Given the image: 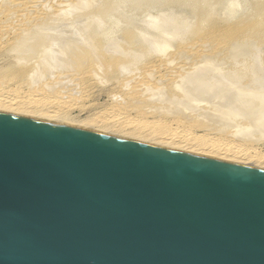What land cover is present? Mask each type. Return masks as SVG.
Segmentation results:
<instances>
[{
    "label": "rangeland",
    "instance_id": "374dc122",
    "mask_svg": "<svg viewBox=\"0 0 264 264\" xmlns=\"http://www.w3.org/2000/svg\"><path fill=\"white\" fill-rule=\"evenodd\" d=\"M0 48V107L16 110L17 98L28 97L40 107L35 100L57 96L63 103L42 108L60 109L68 122L0 108L1 115L83 131L69 124L126 109L131 94L144 96L155 108L129 104L127 116L113 118L122 130L142 118L138 134L146 137L168 131L169 143L184 137L181 147L199 149L209 145L199 142L203 136L212 137L222 150L211 152L264 163V0H0ZM78 58L86 62L81 69ZM200 154L186 155L223 163Z\"/></svg>",
    "mask_w": 264,
    "mask_h": 264
},
{
    "label": "water",
    "instance_id": "95a60500",
    "mask_svg": "<svg viewBox=\"0 0 264 264\" xmlns=\"http://www.w3.org/2000/svg\"><path fill=\"white\" fill-rule=\"evenodd\" d=\"M0 264H264V172L0 114Z\"/></svg>",
    "mask_w": 264,
    "mask_h": 264
},
{
    "label": "bare ground",
    "instance_id": "6f19581e",
    "mask_svg": "<svg viewBox=\"0 0 264 264\" xmlns=\"http://www.w3.org/2000/svg\"><path fill=\"white\" fill-rule=\"evenodd\" d=\"M14 5V4H13ZM17 6V5H16ZM15 6V7H16ZM20 6V5H19ZM24 7H26V5L24 6ZM17 9H18V7H17ZM6 21V20H5ZM4 21V22H5ZM6 23H7V21H6ZM5 23V24H6ZM231 43V42H230ZM229 43V44H230ZM4 47V46H3ZM1 49V48H0ZM103 50V49H102ZM102 52V51H101ZM188 53H190L191 54V52H188ZM99 54V53H98ZM192 55V54H191ZM90 56V55H89ZM95 56V55H94ZM94 56H93V58H94ZM77 57V56H76ZM86 59V58H85ZM84 59V60H85ZM87 59H88V57H87ZM92 59V58H91ZM95 59V58H94ZM93 60V59H92ZM86 61H88V64L91 66H94L95 67V65H93V63H89V59L88 60H86ZM96 61V60H95ZM77 62H78V64L77 65H75L76 63H74V65L75 66H78L79 64H84V63H86V62H82V60H80L79 61V58L77 59ZM80 62H82V63H80ZM97 62V61H96ZM98 62H101V61H98ZM98 64V63H97ZM100 64V63H99ZM73 65V64H72ZM106 65V67H107V71L109 72V70L110 71H113L114 69H112L111 68V66H115L114 64H112L111 66H108V64H105ZM81 65H79V67H80ZM156 66H158V65H156ZM160 66V65H159ZM154 67V66H153ZM76 68V67H75ZM96 68V67H95ZM94 68V69H95ZM77 69H78V67H77ZM80 69H81V67H80ZM94 69L93 68H90V73L92 74V75H94ZM97 69V68H96ZM154 69V68H153ZM167 69V68H166ZM99 70V69H98ZM101 71V70H100ZM114 72V71H113ZM155 72V71H154ZM155 74V73H154ZM96 75V74H95ZM103 75V74H102ZM7 79H10V77H12V76H10V75H7V76H5ZM4 77V78H5ZM94 77V76H93ZM165 77V76H164ZM101 78V77H100ZM11 79H13L14 80V77H12ZM10 79V80H11ZM5 80V79H4ZM13 80H11L12 82H13ZM6 81V80H5ZM4 82V81H3ZM2 82V83H3ZM7 82V81H6ZM6 82H4V84L6 83ZM91 82V80H89L88 79V81H87V83H83V85L85 84V85H90L89 83ZM8 84H9V80H8ZM92 84V83H91ZM3 85V84H2ZM82 85V86H83ZM85 87V86H84ZM87 87V86H86ZM78 88V87H77ZM133 89V88H132ZM10 90V89H9ZM128 90V89H127ZM5 91V90H4ZM129 91V90H128ZM129 93V92H128ZM147 94V93H146ZM82 96V95H81ZM64 97V96H63ZM62 97V98H63ZM144 97V96H143ZM143 97H138L137 95H132L131 94V96L130 97H128L127 96V103L126 104H128L129 105V107H132V108H135L137 111L139 110V109H142V110H144V111H146V109H153V108H155V106L154 105H156V104H153L152 106H151V104H149L151 101H149V103L148 102H146V101H144V98ZM39 98V97H38ZM128 98H129V100H128ZM143 98V99H142ZM27 99H29V97L28 98H17V102H19L18 104V109H12V106H9V107H7V108H2V107H0V108H2V109H6L5 111H8V112H11V113H16V114H20V115H22V117H24L25 115H27V117H30V116H37V115H39V116H42V118L45 120H52L53 119V121L54 120H60V122H68L64 117H63V115L62 114H60L59 112H62L60 109L59 110H52V111H50V109H49V111H45L42 107L45 105V104H57V103H59V105H60V103H63L61 100H60V98L59 97H57V96H54V99H53V97L51 98L52 99V101H54V103H52L51 102V99L49 100V98H39V99H37V100H35L36 102L35 103H38L39 105H41L40 107H34V106H31V104H30V102H28L27 101ZM65 99V98H64ZM64 99H62V100H64ZM65 100H67V99H65ZM64 100V102H66V103H69L68 102V100L67 101H65ZM145 100H146V98H145ZM150 100V99H149ZM23 101V102H22ZM46 101H49V102H46ZM120 101V100H119ZM148 101V100H147ZM22 102V103H21ZM123 102H125V101H122V103ZM9 103V102H8ZM117 104V103H116ZM125 104V103H124ZM24 107H23V106ZM59 105H57L58 107H59ZM63 105V104H62ZM119 105V104H118ZM127 105V106H128ZM22 106V107H21ZM30 106V107H29ZM64 106V105H63ZM67 106V105H66ZM127 106L125 107L126 109H127ZM57 107V108H58ZM128 107V108H129ZM54 109V108H53ZM63 109V108H62ZM112 109V108H111ZM115 109V108H114ZM113 109V111H109L110 113L108 114L107 112V114L108 115H105L104 117H102V118H99V119H95V120H93V121H91V122H77V123H70L69 125H74L73 127H75V126H77L76 128H80V129H84V130H86L87 132L88 131H90L89 133H94V134H99V135H102V136H107V137H110V138H119V139H131V140H138V142L139 141H141V142H143L144 140H146V141H148V143L149 142H151L150 144H152L153 142L155 143V144H158V146H159V144L161 145V146H165L166 148L167 147H169L168 149L169 150H171V148L173 149V150H175V149H179V150H183L182 152H186L185 153V155L188 153V154H197V153H199V152H202V154H200V156L201 155H204V156H207V154H209V156L214 160V159H216V158H219V159H221V162L223 161V163H225V164H228V163H235V164H238V165H240V166H244V167H246L247 169H249V167H255L256 168V170L255 171H257V170H259V172H261L262 170H264V163H260V162H256V161H254V160H251L250 158H247L246 160H244V159H242V158H240V159H237V157L239 156L237 153H236V151H232V152H229V153H223V152H215V151H210L212 148H218V149H220V150H222L221 149V147H219L218 145L216 146V145H214V144H211L210 142L212 141V137H210V139L209 138H207V137H205V136H203L202 138H203V141L201 140V141H199L201 144H203L204 142V145H206L207 146V144H206V142L207 141H209L208 143H209V145L206 147V148H202V149H199L198 148V146H196V147H192L190 144H188V145H186L185 147H181L185 142H184V140H182V139H184V137H176L175 138V140L177 141V142H172V143H169V142H171V138H174V135H171L172 133L171 132H168V131H163V130H161V134H163L162 136H164V138H161L160 136H159V134H157V131L156 130H152V132L150 133V134H148V136L146 137V136H144L143 134H138V132H141L142 130H141V128L142 129H144V127H142V125H145L146 123H147V121L145 120V119H142V118H140L139 119V121L138 122H131V119H130V122H131V126L130 125H128L129 124V120L127 121V125L125 126V128L122 130V127L121 126H119V121L117 122V121H115V119H113V118H117V117H124V116H127V114H128V110H126V109H124V107H123V109H119L118 110V112L116 111L115 112V110ZM39 110H41V111H39ZM38 111V112H37ZM43 111V112H42ZM37 112V113H36ZM35 113V114H34ZM19 115V116H20ZM18 116V117H19ZM38 116V117H39ZM14 117H17V116H14ZM26 117V116H25ZM31 118V117H30ZM118 118V119H119ZM42 119V120H43ZM35 120H37L36 118H35ZM61 120H64V121H61ZM135 120V119H134ZM38 121H39V118H38ZM41 121V120H40ZM132 121H133V119H132ZM42 122V121H41ZM65 126V125H64ZM82 127V128H81ZM69 128V127H68ZM154 129V128H153ZM77 130H79V129H77ZM83 130V131H84ZM145 130V129H144ZM159 133V132H158ZM153 135H157L158 136V139H155L154 137H153ZM209 139V140H208ZM216 139V138H215ZM174 140V141H175ZM146 141H145V143H146ZM215 143H217V144H220V143H218V142H216V140H215ZM222 143V142H221ZM155 144H154V146H155ZM228 145L229 146H232L230 143H228ZM207 148L209 149V150H207ZM235 149H237V148H235ZM210 151V152H209ZM189 156H192V155H189ZM208 156V157H209ZM193 157H195V156H193ZM203 157V156H202ZM201 158V157H200ZM202 159H204V158H202ZM206 160H208V159H206ZM212 161V160H211ZM252 170V169H251ZM261 170V171H260Z\"/></svg>",
    "mask_w": 264,
    "mask_h": 264
}]
</instances>
